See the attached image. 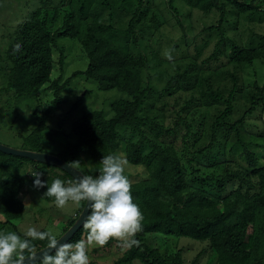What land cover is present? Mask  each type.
Returning <instances> with one entry per match:
<instances>
[{"label": "rangeland", "instance_id": "obj_1", "mask_svg": "<svg viewBox=\"0 0 264 264\" xmlns=\"http://www.w3.org/2000/svg\"><path fill=\"white\" fill-rule=\"evenodd\" d=\"M215 2L219 7L205 10L186 0L1 1L0 142L15 148H25L17 131L23 129L27 133L37 126L38 115L55 98V88L52 85L54 81L59 84L66 82V88L61 92L57 110L50 115L47 130L44 132L47 151L50 153L51 150L58 151L66 143L75 142L86 134L76 127L77 123L88 121L97 111H102L104 118H111L115 114L112 108L114 102L130 101V96L117 88L101 89L86 74H74L86 71L91 65L85 44L89 28L94 27L106 39L105 49L119 48L146 62V67L141 70L143 86L149 85L153 90L148 93L139 112L141 116H153L157 123L171 127L182 111L181 117L193 124L194 133L187 138L191 151L196 152L206 146L214 129L218 140L225 147L235 144V132L227 127L243 116L250 107V95L257 94V88H264V56H259L252 63H239L228 55L232 53L234 45L244 49H255L264 45V39L259 36L264 35V14L239 13L233 4L225 0ZM139 6V13L131 24L134 11ZM101 25H110L111 29L103 30ZM67 29L72 30L74 37L61 35V31ZM27 30L37 31L38 43L43 40L44 32L55 33L56 36L54 43L44 37V44L49 47L48 54L51 57V80L39 92L25 93V97H21L13 89L7 88L13 66L7 52L20 43L21 35ZM222 35L231 42V46L226 49V55L217 47ZM216 51L219 55L213 57ZM185 72L189 76H196L191 78L189 84L179 78ZM205 79H209L214 89L221 91L226 99L232 89L235 86L237 88L231 99L232 109L220 120L217 118L227 109V104L225 101L214 102L207 96ZM170 83L175 90L164 92ZM184 84L192 85L193 88L187 90ZM32 115L35 116V121L31 118ZM240 129L241 138L246 142L264 140V103L246 117ZM143 130L144 134H140L128 127L117 126V146L111 152L126 156L129 146L136 145L143 155H147L153 149V143L160 146L173 145L193 188L210 190L217 187L213 179L223 173V169L217 165L220 162L219 157L206 160L205 156L212 155L210 151H205L189 161L191 155L186 153L183 143L186 125H183L177 135L166 137L149 127H144ZM53 132L56 134L51 137L49 133ZM221 151L219 146L214 149L215 153ZM234 154L232 160H235V168H238L237 152ZM93 163V159L85 153L79 156L76 165L86 170L87 174H97L99 168L97 165L93 166ZM6 164L11 165L12 176L34 180L29 173L37 169L36 164L26 163L16 169L14 161L9 160ZM150 165L147 160L136 165L128 160L127 175L132 184L142 181L149 171L153 173L154 169ZM196 177L205 178L206 183L195 184L193 179ZM254 187L257 188V185ZM243 189L245 192L247 186ZM251 191L255 192L256 189ZM21 195L23 198L20 196L12 205L14 211H19V215L11 219L12 223L6 221L5 214H0V231H16L19 234L25 233L29 227H35L40 231L50 230L58 238L66 232L65 228L71 225L79 213L80 205L77 207L69 204L64 208H57L53 200L46 199L41 190L31 183L25 185ZM256 215L255 240L259 246L256 250L252 247L254 254L248 264H264V207L257 206ZM86 236L87 232L83 228L79 240L86 239ZM141 242L152 248L160 247L167 254L182 250L184 264H192L196 258L197 264H216L209 239L146 233ZM130 248L113 240L103 246L92 247L89 251V264H114ZM125 264L146 263L136 259Z\"/></svg>", "mask_w": 264, "mask_h": 264}, {"label": "trees", "instance_id": "obj_2", "mask_svg": "<svg viewBox=\"0 0 264 264\" xmlns=\"http://www.w3.org/2000/svg\"><path fill=\"white\" fill-rule=\"evenodd\" d=\"M3 0H0V2ZM172 1V0H170ZM193 2L195 7L205 10H211L219 7L215 0H186ZM233 4L239 13L259 12L264 14V0H225ZM141 6V5H140ZM140 6L134 11L131 24L139 13ZM96 11V9H95ZM41 27H39L40 29ZM212 28V27H211ZM29 29V27H28ZM101 29L109 30L110 25H101ZM34 30V29H33ZM24 31L20 38L21 48L18 52L9 49L7 52L13 66L9 74L8 89H13L18 96H24L25 93H37L45 83L51 80V57L49 56V47L44 44V37L50 42H55L56 34L44 32L43 40L37 41V31ZM44 31V30H43ZM71 29L61 31L62 36L74 37ZM264 39V35H259ZM38 43V44H37ZM106 39H103L101 33L94 27L89 28L86 40V49L91 58V65L86 71H78L76 74H86L89 79L95 80L101 89L117 88L121 92L130 96L129 100H120L114 102L112 108L115 112L111 118H104L102 111L94 113L88 121L79 122L76 127L86 132L75 142H68L58 151L51 150V153L58 155L67 162L78 161L82 154H89L93 159V166H101L103 155L112 153L111 149L117 146V126H125L133 131L144 134V127H149L160 135L174 136L186 125V131L183 133V143L186 153L191 155L189 161L195 158V155L204 154L210 151L212 156H205L206 160L216 159L217 163L223 169L222 175L215 177L217 187L210 190L206 188H193L186 175V170L178 155L177 149L173 146H160L152 144V150L143 155L136 145L129 146L126 153L127 160L132 164H141L142 161H149L154 169L153 173L149 171L147 176L140 182L132 184V195L134 201L140 206L144 220L142 222V231L137 233V239L140 244L132 246L122 257L117 259L114 264L131 263L138 259L146 264H184L182 250L175 253H164L160 247H150L141 242L146 233L160 234H177L184 237L196 239H209L211 242V251L215 255L216 264H248L254 250L259 246L256 242V208L264 207V140L245 141L241 138L240 125L245 121L257 107L264 103V88H257L258 93L250 95L251 105L234 123L228 124V129L235 132L236 142L228 147L222 144L216 136L215 129L212 132L210 142L202 149L191 151L187 138L194 132L193 124L182 118V111L177 116L174 125L164 127L156 122L155 117L146 115L141 116L140 111L147 100L148 93L153 89L149 85L143 86L142 68L146 67V62L142 58L132 57L122 49H105ZM231 46L222 35L217 42V47L221 49L222 54H227V47ZM216 51L213 57L218 56ZM230 59L239 63H252L259 56H264V45L255 49H244L234 45L233 51L228 55ZM195 75H188V72L179 75L184 83H190L191 78ZM237 80V78L235 77ZM207 96L214 102L225 101L227 109L217 118L222 117L232 109L231 99L237 89L236 86L226 99L225 95L214 89L209 79L204 80ZM55 88L51 105L47 107L41 115H38L37 126L32 130L24 133L18 130L19 137L22 138L23 147L36 151L48 152L46 135L44 132L48 127L50 115L57 110V104L60 102L61 92L66 88V82L59 84L56 81L52 84ZM171 84L164 89V92L174 91ZM184 87L192 89V85ZM161 95V93H159ZM25 97V96H24ZM31 118L35 116L32 115ZM196 134H199L195 131ZM55 132L49 133L52 135ZM221 148V153H215L216 147ZM110 148V151H109ZM230 151L231 153H226ZM239 160L238 168H235V160L232 157L236 153ZM218 154V155H215ZM0 214H5L6 221L12 223L11 219L17 217L19 211H14L12 205L18 200L25 185L31 183L33 179H25L19 176H12L11 165L6 162L11 160L15 162V168H20L22 164H36V168L44 172V180L51 183L54 178L64 180H75L68 172L41 161H35L28 157L15 156L0 151ZM75 166L83 173L87 171L82 167ZM198 171V170H197ZM11 174V175H10ZM12 176V177H11ZM254 178L256 182H254ZM195 184L206 183L205 178L196 177L193 179ZM247 186L244 192L243 187ZM257 185V188L254 187ZM256 189L255 192L251 190ZM46 199L53 200L52 197L44 195L46 186L40 188ZM86 202H81L79 213L74 218L71 225L76 221ZM70 225V226H71ZM69 226V227H70ZM69 227H66L65 230ZM83 227L80 228L67 243H74L79 240ZM46 231V230H42ZM24 238V233H19ZM34 246L33 251H37L48 245L47 239H35L31 241ZM27 254V250H26ZM197 258L192 264H197ZM211 263V262H210ZM209 264V263H208Z\"/></svg>", "mask_w": 264, "mask_h": 264}, {"label": "clouds", "instance_id": "obj_3", "mask_svg": "<svg viewBox=\"0 0 264 264\" xmlns=\"http://www.w3.org/2000/svg\"><path fill=\"white\" fill-rule=\"evenodd\" d=\"M20 48L17 44L13 51ZM76 163L67 165L72 168ZM127 168L125 155L110 153L102 156L97 174L80 173L75 180L57 177L49 183L42 179L43 171L32 170L29 174L34 177L33 186L37 189L46 186L44 195L52 197L57 208L69 204L78 207L81 202H87V215L83 217L86 239L61 243L52 231L35 227H29L24 238L16 231H0V264H27V260L34 264H89L90 249L110 240L126 248L139 245L136 237L142 231L144 214L133 199ZM35 239H47L52 250L45 251L38 262L31 243Z\"/></svg>", "mask_w": 264, "mask_h": 264}, {"label": "water", "instance_id": "obj_4", "mask_svg": "<svg viewBox=\"0 0 264 264\" xmlns=\"http://www.w3.org/2000/svg\"><path fill=\"white\" fill-rule=\"evenodd\" d=\"M0 151L5 152L7 154L15 155V156H21V157H28L35 161H41L44 163H47L49 165L56 166L66 172H68L70 175H72L75 179L80 173H83L81 170H79L76 166L69 167L67 164H71L64 160L63 158L59 157L58 155L50 152L45 151H36L32 149L27 148H15L8 145H5L0 142ZM87 215V202L85 203V206L76 219V221L67 229L66 232H64L60 237L57 238L58 241L61 243L69 241V239L72 238V236L83 227V217ZM45 251L51 252L52 250L49 248V245L35 251L36 257L35 260L39 261L41 256L44 254ZM34 262L32 260H27V264H33Z\"/></svg>", "mask_w": 264, "mask_h": 264}]
</instances>
